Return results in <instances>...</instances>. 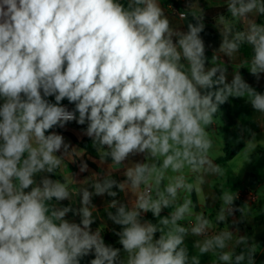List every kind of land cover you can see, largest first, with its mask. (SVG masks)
I'll list each match as a JSON object with an SVG mask.
<instances>
[{"label":"clouds","instance_id":"9594fccd","mask_svg":"<svg viewBox=\"0 0 264 264\" xmlns=\"http://www.w3.org/2000/svg\"><path fill=\"white\" fill-rule=\"evenodd\" d=\"M177 2L0 0V264H258L251 193L206 186L227 176L210 155L222 106L264 121V0H223L218 44L201 0ZM220 133L244 145L238 177L264 139Z\"/></svg>","mask_w":264,"mask_h":264},{"label":"crops","instance_id":"0c3cea01","mask_svg":"<svg viewBox=\"0 0 264 264\" xmlns=\"http://www.w3.org/2000/svg\"><path fill=\"white\" fill-rule=\"evenodd\" d=\"M201 4L202 6H207L205 0H201ZM180 5L182 7V3H180ZM208 6H223V0H208ZM165 9L169 13H171L172 11L171 7H165ZM180 23L184 22H181L178 19L175 20V24L179 25ZM208 31L210 35L206 39L214 44H218L219 38L214 29H212L211 25H209ZM239 63L240 60H234V64ZM248 79L251 80V77H248ZM240 124H243L245 127H251L253 130H255L258 133L257 139H264V136L259 135L261 128H264V121H261L259 114L254 113L250 106L246 105L244 101L233 100L230 105L226 104L222 106L221 113L217 114L215 129L210 130V134L216 141V146L212 150L210 155L214 159H216L218 163L225 166V168L227 169V176L221 177L219 179L210 178L211 184L207 185L206 188L208 191H211L215 186L219 184H225V181L229 180V183L233 186L234 190L239 189V191H243L244 189H250L255 193L256 199L251 203L252 211L251 215L248 217V219L251 221L246 225H242L241 227L246 228L249 233H256L257 243L261 245L256 248V260L258 264H260V262L261 264H264V143L256 145L257 149L256 152L252 155V163L246 164L240 176L234 177V174L241 169L243 162L246 159L243 153L236 155L244 145L243 143H241L233 147L232 144H227V146L224 148L223 137L220 133L222 132L225 135V138H227L228 136L235 137L237 135V132L239 131ZM64 134L69 140L73 142V144H79V148L82 152L85 151L83 149L84 147L81 145L84 140L78 141L77 139L78 129L75 125H70L69 129ZM235 149H237V151L233 155H231L228 159H223L226 157L228 152ZM257 154H259V158L257 157ZM84 155L94 156L95 153L86 151ZM97 163L98 161H96L94 157L89 160L90 171L97 170ZM69 168L70 170H75V165H69ZM68 173L69 170L64 169L61 172H58L57 175L67 176ZM85 175L88 174L85 173ZM118 176V173H113V178H116ZM225 186L228 187L230 185L225 184ZM70 191L73 193L71 203L75 204L78 201V198L75 195L77 186L75 184H72L70 187ZM121 196H123V193H121ZM196 199V195L193 194V200L195 201ZM200 199H203V195H201ZM94 202L97 205L101 206V211L93 212L94 217L103 216V207L107 204V198H104L103 202L101 198H96ZM197 211H200V209L197 208ZM207 212L212 213L214 218V209L209 208L207 209ZM103 224L104 222L101 221L100 226L103 227ZM94 227L96 226L94 225ZM107 239L113 240L114 237L109 234ZM234 240L235 237L233 238V242ZM188 246L191 247V244H189ZM193 252L194 254L199 255L198 250L193 249ZM208 259V256L202 257L204 264H207Z\"/></svg>","mask_w":264,"mask_h":264},{"label":"trees","instance_id":"16d2710c","mask_svg":"<svg viewBox=\"0 0 264 264\" xmlns=\"http://www.w3.org/2000/svg\"><path fill=\"white\" fill-rule=\"evenodd\" d=\"M161 3H162L165 7H168V8L171 7V6H170V3H172L175 7H181L180 3H178L177 0H161ZM204 7H206V11H207V14H208V16H207V23H208V25H211V24H212V17L214 18L215 13H216L217 11L222 10V9H223V6H208V7H207V6H204ZM242 51L244 52L245 55H247V53H248L249 50H248V49H243ZM85 144H88V145H89L87 151H89V152L92 153L94 150L91 149V147H90V142H88V141H83V142L81 143V145H82L84 148H85ZM236 151H237V149L228 152L227 155H226V157L223 158V159H228V158H229L231 155H233Z\"/></svg>","mask_w":264,"mask_h":264},{"label":"built area","instance_id":"2783aa9c","mask_svg":"<svg viewBox=\"0 0 264 264\" xmlns=\"http://www.w3.org/2000/svg\"><path fill=\"white\" fill-rule=\"evenodd\" d=\"M251 193V201L252 203L256 199L255 193L250 189H244L243 191H240V200L237 201V204H242L245 200H249V194Z\"/></svg>","mask_w":264,"mask_h":264}]
</instances>
